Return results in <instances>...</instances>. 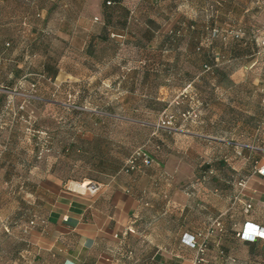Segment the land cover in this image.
<instances>
[{"label": "rangeland", "instance_id": "374dc122", "mask_svg": "<svg viewBox=\"0 0 264 264\" xmlns=\"http://www.w3.org/2000/svg\"><path fill=\"white\" fill-rule=\"evenodd\" d=\"M45 2L0 4V264L46 174L124 177L144 147L142 173L239 183L264 158V0Z\"/></svg>", "mask_w": 264, "mask_h": 264}, {"label": "crops", "instance_id": "0c3cea01", "mask_svg": "<svg viewBox=\"0 0 264 264\" xmlns=\"http://www.w3.org/2000/svg\"><path fill=\"white\" fill-rule=\"evenodd\" d=\"M31 1L47 6L46 0ZM113 2L121 6L123 0ZM235 125L237 129L234 122L225 132H233ZM260 129L264 132V120ZM242 131L248 132L247 124ZM217 141L229 145L230 156L237 153L238 144ZM245 153L251 155L250 150ZM252 159L253 165L264 164V158ZM140 173L106 175L99 182L46 174L33 193L35 225L27 224L21 241L7 254L8 264L21 258L22 264H264V242L251 245L237 237L245 222L264 229V179L255 166L243 190L237 182L221 178H166L151 169ZM83 182L101 188L95 194L84 193L79 188ZM244 202L252 204L248 215L239 212ZM197 232L208 236L202 260L182 241L184 235ZM258 248L260 257L254 254Z\"/></svg>", "mask_w": 264, "mask_h": 264}, {"label": "built area", "instance_id": "2783aa9c", "mask_svg": "<svg viewBox=\"0 0 264 264\" xmlns=\"http://www.w3.org/2000/svg\"><path fill=\"white\" fill-rule=\"evenodd\" d=\"M109 4V3H107ZM154 164L153 157L147 152V150L142 147L137 149L126 161L124 168L122 169L123 173L131 174V173H140L146 168L151 167ZM256 173L260 175L264 179V164L256 167ZM88 185L83 190V192H88L90 194L97 193L101 186L97 183L87 182ZM82 185L84 184L81 183ZM247 179L242 180L238 183V187L243 190L246 187ZM242 212L245 215H248L252 209V204L250 202H244L242 204ZM39 223L44 225V220H40ZM35 225V221L31 220L28 224L29 227ZM216 226H219L216 224ZM237 237L244 242H256L262 241L264 242V229L258 225L251 224L249 222H245L240 231L237 234ZM183 243L192 250H195L197 255L200 256L199 260H202V256H204L205 252L208 249V236L206 234L197 232L194 235H184L182 238Z\"/></svg>", "mask_w": 264, "mask_h": 264}, {"label": "trees", "instance_id": "16d2710c", "mask_svg": "<svg viewBox=\"0 0 264 264\" xmlns=\"http://www.w3.org/2000/svg\"><path fill=\"white\" fill-rule=\"evenodd\" d=\"M108 3V2H107ZM106 3V4H107ZM216 71H218V70H216ZM147 152L150 154V152L147 150ZM151 155V154H150ZM152 156V155H151ZM154 159V158H153ZM260 165H262V164H260ZM254 166L255 167H257V166H259V164L258 163H255L254 164ZM132 174V173H131ZM128 175H130V174H128ZM240 240V239H239ZM241 241V240H240ZM242 242H244V241H242ZM258 242H262V241H256V242H245V243H247V244H251V245H256Z\"/></svg>", "mask_w": 264, "mask_h": 264}, {"label": "bare ground", "instance_id": "6f19581e", "mask_svg": "<svg viewBox=\"0 0 264 264\" xmlns=\"http://www.w3.org/2000/svg\"><path fill=\"white\" fill-rule=\"evenodd\" d=\"M88 185V183L87 182H84V184L82 185V184H80L79 185V188H81V189H85L86 188V186Z\"/></svg>", "mask_w": 264, "mask_h": 264}]
</instances>
